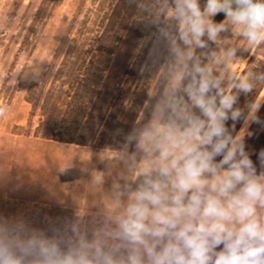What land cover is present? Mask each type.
<instances>
[{
	"label": "clouds",
	"instance_id": "9594fccd",
	"mask_svg": "<svg viewBox=\"0 0 264 264\" xmlns=\"http://www.w3.org/2000/svg\"><path fill=\"white\" fill-rule=\"evenodd\" d=\"M232 2L206 0L202 10L199 0H176L183 61H194L205 34L216 39L223 23L206 18L220 11L246 26L250 43H264V0H234L236 10ZM173 90L178 106L134 137L138 171L133 183L113 186L118 214L102 239L65 243L0 230V264H264V147L246 152L228 133L229 111L234 122L241 115L237 97L198 63L175 77ZM253 123L264 121L255 116ZM257 153L259 171L251 159Z\"/></svg>",
	"mask_w": 264,
	"mask_h": 264
},
{
	"label": "rangeland",
	"instance_id": "374dc122",
	"mask_svg": "<svg viewBox=\"0 0 264 264\" xmlns=\"http://www.w3.org/2000/svg\"><path fill=\"white\" fill-rule=\"evenodd\" d=\"M80 1L0 0V110H3L0 114V230L8 236L56 238L65 243L75 242V237H79L92 242L84 233L86 227H91L96 231L93 240L98 242L101 229L118 214L113 186L125 180L133 183L138 171L135 160L140 159V155L132 158L136 142L133 138L125 146L112 142L107 148L98 147L108 115L117 109L114 102L87 146L35 135L39 117L31 116L26 88L36 82L44 66L53 61L58 40L68 30ZM129 3L130 0L115 2L100 32L88 70L64 111L60 131H74L89 113L103 77L105 49ZM205 3L206 0H199L202 10ZM231 8L237 9L234 0ZM217 13L206 19L213 21ZM225 17L226 13L216 23L223 24L216 39H208L204 56L197 63L219 81V87L226 93L246 67L249 57H254L253 65L259 59L264 60V43H250L243 35L246 26L233 24ZM169 18L180 27L176 19V0H157L146 33L130 61V69L134 68L154 24ZM180 49L187 52L182 43ZM189 63L178 54L168 60L164 79L158 85L156 107L146 127L168 118L164 113L175 93L174 79L186 72ZM154 86L155 83L152 89ZM183 97L187 100L185 94ZM263 101L264 90L238 132V141L243 140ZM98 175L102 176L100 182L95 179Z\"/></svg>",
	"mask_w": 264,
	"mask_h": 264
},
{
	"label": "trees",
	"instance_id": "16d2710c",
	"mask_svg": "<svg viewBox=\"0 0 264 264\" xmlns=\"http://www.w3.org/2000/svg\"><path fill=\"white\" fill-rule=\"evenodd\" d=\"M116 1L81 0L68 30L58 40L53 61L47 63L38 80L26 88L32 106L31 116L39 117L36 137L46 140L58 138L75 145L87 146L91 144L113 102L117 109L108 115L98 147L107 148L112 142H116L119 147L125 146L131 138L134 139L137 133L146 128L156 107L160 91L158 85L160 86L164 79L166 64L170 58L177 55L176 49L181 48V42L178 40L179 28L173 24L174 19L160 20L154 24L134 68L130 69V61L146 33L150 13L157 2L130 0L112 41L105 49L103 77L96 89L89 113L74 131H60L64 111L80 85L84 72L88 70L100 32ZM224 13L218 12L212 22L216 24L223 18ZM202 40L207 45V34ZM205 49V46L196 48L194 61H190L186 71L191 69L194 62L197 63L203 58ZM254 60V57H249L246 67L238 73L237 80L226 92L237 97L233 109H238L241 113L234 122L229 111L228 133L234 138L264 90V60L259 59L253 65ZM188 82L189 80H185L186 84ZM153 83L155 86L152 89ZM183 95L181 92L180 96ZM177 100L178 97L174 93L164 117L169 116L171 108L177 106ZM195 111L198 114L199 110ZM255 116L264 121V101ZM249 136H252V139H248ZM242 141L245 142L246 152L264 147V124L253 123L252 120ZM216 159L219 160L220 157ZM251 159L259 171L258 153ZM85 230L86 239L89 237L94 241L96 231L91 227H86ZM101 239L102 234L98 241Z\"/></svg>",
	"mask_w": 264,
	"mask_h": 264
}]
</instances>
